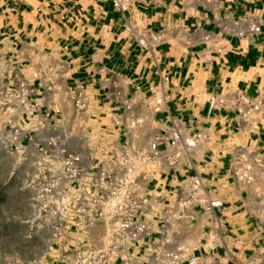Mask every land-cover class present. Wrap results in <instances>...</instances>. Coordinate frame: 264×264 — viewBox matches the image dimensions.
<instances>
[{
	"label": "crops",
	"instance_id": "0c3cea01",
	"mask_svg": "<svg viewBox=\"0 0 264 264\" xmlns=\"http://www.w3.org/2000/svg\"><path fill=\"white\" fill-rule=\"evenodd\" d=\"M246 15L259 19L260 33L246 30L239 20ZM135 16L160 36L149 47L125 29ZM33 46L55 57L64 87L85 85L92 125L107 123L113 113L143 117L140 146L173 126L187 135L204 131L208 137L190 156L151 184L172 189L198 174L210 196L222 202L212 211H197L180 228L179 239L196 253L211 254L220 264H233L228 252L264 253V177L254 161L264 160V112L250 125L235 111L209 113L207 105L208 94L229 82L249 95L264 91V0L134 1L125 12L105 0H0V50L23 60ZM159 96L164 102L155 109ZM244 149L251 152L255 173L249 184L228 172L230 156ZM212 240L219 244L213 252L207 246ZM60 251L43 264H59Z\"/></svg>",
	"mask_w": 264,
	"mask_h": 264
},
{
	"label": "built area",
	"instance_id": "2783aa9c",
	"mask_svg": "<svg viewBox=\"0 0 264 264\" xmlns=\"http://www.w3.org/2000/svg\"><path fill=\"white\" fill-rule=\"evenodd\" d=\"M105 1L125 12L134 1L160 0ZM194 1L205 5L214 0ZM239 20L248 32H261L257 17ZM125 29L143 47L160 38L136 16ZM60 69L51 52L38 46L23 60L0 50V151L15 153L29 168L25 186L30 222L46 244L33 263L60 249L58 258L65 264H220L179 239L180 228L197 211L222 206L204 180L194 174L172 189L151 184L162 170L188 158L208 135L183 134L173 126L140 146L136 140L143 117L113 113L107 123L92 125L87 88L81 82L64 87ZM163 102V96L157 97L154 108ZM207 105L209 113L235 111L241 122L252 125L264 112V91L249 95L229 82L208 94ZM125 108H130L127 101ZM250 155L239 150L228 163L230 175L245 184L255 179ZM254 161L264 177V160ZM207 246L213 252L219 244L212 240ZM228 256L233 264H264V253ZM9 262L23 264L21 257Z\"/></svg>",
	"mask_w": 264,
	"mask_h": 264
},
{
	"label": "rangeland",
	"instance_id": "374dc122",
	"mask_svg": "<svg viewBox=\"0 0 264 264\" xmlns=\"http://www.w3.org/2000/svg\"><path fill=\"white\" fill-rule=\"evenodd\" d=\"M28 170L15 153L0 151V264H12L11 257H21L23 264H35L32 259L46 247L43 235L30 222L25 186ZM39 259L36 264H43L45 259Z\"/></svg>",
	"mask_w": 264,
	"mask_h": 264
}]
</instances>
